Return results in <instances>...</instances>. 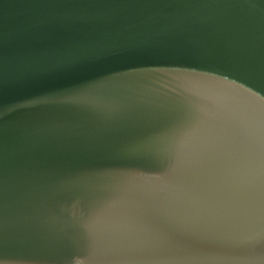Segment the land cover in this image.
Instances as JSON below:
<instances>
[{"label":"water","instance_id":"water-1","mask_svg":"<svg viewBox=\"0 0 264 264\" xmlns=\"http://www.w3.org/2000/svg\"><path fill=\"white\" fill-rule=\"evenodd\" d=\"M262 169L264 0H0V264H97L114 224L139 259L258 261L226 210Z\"/></svg>","mask_w":264,"mask_h":264},{"label":"snow or ice","instance_id":"snow-or-ice-1","mask_svg":"<svg viewBox=\"0 0 264 264\" xmlns=\"http://www.w3.org/2000/svg\"><path fill=\"white\" fill-rule=\"evenodd\" d=\"M260 195L258 198H249L242 204L227 209V214L236 222L243 224L246 238L240 242L238 251L246 253L249 250L259 251L261 258L258 261L235 262H201V264H264V169L260 176ZM210 205H193L189 211L194 214L207 215L215 211ZM154 222L161 224L163 230L175 241H185L186 234L177 232L171 226H164L159 218ZM6 243L5 236H0V247ZM95 249L100 259L97 264H191L182 261H147L139 257L148 254H163L164 250L158 247L141 246V241L130 235L122 225L114 224L101 229L95 236Z\"/></svg>","mask_w":264,"mask_h":264}]
</instances>
